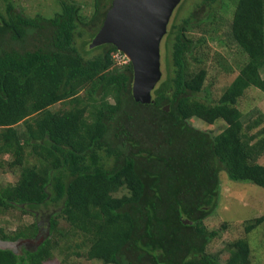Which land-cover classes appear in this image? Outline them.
Instances as JSON below:
<instances>
[{"label":"trees","instance_id":"obj_1","mask_svg":"<svg viewBox=\"0 0 264 264\" xmlns=\"http://www.w3.org/2000/svg\"><path fill=\"white\" fill-rule=\"evenodd\" d=\"M57 1L53 17L17 11L11 0L0 8V153L21 168L16 183L0 185V214L61 204L39 245L20 253L0 243V264H44L57 249L69 264L83 247L101 264H222L208 250L218 231L204 221L217 205L220 172L264 188V127L253 131L264 114L245 121L239 108L250 87L264 92V0H236L230 35L248 59L216 102L199 96L208 71L194 67L199 45L188 31L197 21L189 16L169 29L167 72L150 103L133 97V65L118 59L122 51L90 47L113 0H94L90 15L75 0ZM29 35L32 48L13 46ZM194 117L227 124L216 133L191 125ZM263 222L264 214L246 221V232ZM78 232L84 240L73 245ZM41 234L38 222L0 226V241ZM229 246L225 264L251 263L247 237Z\"/></svg>","mask_w":264,"mask_h":264},{"label":"rangeland","instance_id":"obj_2","mask_svg":"<svg viewBox=\"0 0 264 264\" xmlns=\"http://www.w3.org/2000/svg\"><path fill=\"white\" fill-rule=\"evenodd\" d=\"M11 1L17 11H22L30 16L41 14L46 17H53L60 10V4L57 0ZM75 1L83 6L86 14H92L94 0ZM235 4L236 0H182L180 2L171 17L168 33L164 36L161 43L163 78L167 72V60L171 52V44H168V41H171L169 40V29L175 22H182L190 16L194 21H197V25L188 33L195 43L199 45L194 52V56L198 61L195 60V64H193L195 68L204 66L208 71L204 88L199 93V96L211 102H216L220 98L226 86L231 83L238 74L239 68L248 59V56L242 52L230 35ZM6 5V0H0V8L5 9ZM213 18H217L219 23H216L217 20L214 21ZM211 22L217 24L216 31L214 32L211 28ZM203 27L207 30L206 32L203 31ZM203 37H205V40ZM203 40L204 43L201 44L200 41ZM13 46L21 50L30 49L33 47V38L29 35L25 42H14ZM118 59L124 62L128 58L120 56ZM227 65L231 69H228ZM60 106L61 103H58L55 107L58 108ZM239 108L244 114L245 121L264 114V92L259 88L250 87L241 97ZM189 123L197 128L212 130L216 133L223 130L227 124L224 119H218L214 124L209 125L197 117L190 118ZM263 127L264 122L254 128L253 131ZM18 128L22 131L24 129L23 124H19ZM146 135L147 132H145ZM11 160V154L0 153V161L3 162V165L0 166V185L16 183L19 179L21 168L10 167L9 162ZM34 161L31 158V162ZM259 161L264 164V154L259 158ZM219 177L221 188L217 205L204 219L208 230L218 231V234L211 239L208 250L218 253L221 263L225 264L230 255L229 243L238 238L247 237L251 245L250 264H264V222L249 233L245 229L246 221L264 214V188L247 181H234L229 178L225 170L220 172ZM22 209L18 207L10 208L8 211L0 214V226L4 227L6 231L12 232L18 227L38 222L41 224L42 234L39 238L33 239H41L43 242L46 238L44 233L47 229V223L51 218L59 216L61 204H42L37 209H34V214L24 213ZM59 220L61 227L67 225V222L63 218H59ZM83 235L78 232L76 237L71 238L70 243L74 245L83 242ZM0 243L2 245H13L20 253L28 246L24 242L17 244L9 241H0ZM31 246L34 247V245ZM86 250V247L80 249L81 256L70 253L68 255L69 264H101L99 261L88 259ZM55 254L53 259L46 261L44 264H61L66 253L57 249L55 250Z\"/></svg>","mask_w":264,"mask_h":264},{"label":"water","instance_id":"obj_3","mask_svg":"<svg viewBox=\"0 0 264 264\" xmlns=\"http://www.w3.org/2000/svg\"><path fill=\"white\" fill-rule=\"evenodd\" d=\"M182 0H113L104 23L90 47L112 43L133 65L132 93L136 101L150 103L162 77L161 43L177 5ZM169 105L166 109L169 110ZM190 222L188 220L185 221ZM22 239L39 245L42 240Z\"/></svg>","mask_w":264,"mask_h":264},{"label":"flooded vegetation","instance_id":"obj_4","mask_svg":"<svg viewBox=\"0 0 264 264\" xmlns=\"http://www.w3.org/2000/svg\"><path fill=\"white\" fill-rule=\"evenodd\" d=\"M188 32H189V31H188ZM37 237H38V236H37ZM38 238H39V237H38ZM31 240H33V241H35V242H36V241H38L39 239H37V240H35V239H31ZM29 245H31V244H29Z\"/></svg>","mask_w":264,"mask_h":264},{"label":"clouds","instance_id":"obj_5","mask_svg":"<svg viewBox=\"0 0 264 264\" xmlns=\"http://www.w3.org/2000/svg\"><path fill=\"white\" fill-rule=\"evenodd\" d=\"M170 23V22H169ZM169 26V25H168ZM168 33V32H167Z\"/></svg>","mask_w":264,"mask_h":264}]
</instances>
